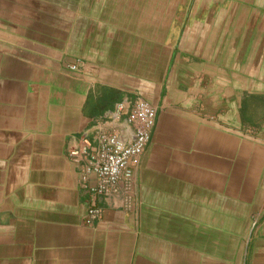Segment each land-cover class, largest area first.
Here are the masks:
<instances>
[{
    "label": "crops",
    "instance_id": "1",
    "mask_svg": "<svg viewBox=\"0 0 264 264\" xmlns=\"http://www.w3.org/2000/svg\"><path fill=\"white\" fill-rule=\"evenodd\" d=\"M242 1L264 6L0 0V264H264V8ZM138 96L134 209L88 225L69 150Z\"/></svg>",
    "mask_w": 264,
    "mask_h": 264
},
{
    "label": "built area",
    "instance_id": "2",
    "mask_svg": "<svg viewBox=\"0 0 264 264\" xmlns=\"http://www.w3.org/2000/svg\"><path fill=\"white\" fill-rule=\"evenodd\" d=\"M77 59L69 65L77 71ZM158 118V108L143 97L122 100L97 125L94 140L82 137L69 150V158L79 165L81 184L89 194L86 222L95 225L103 217L101 201L120 197L121 206L131 211L135 206L136 171L151 142ZM126 124L121 130L118 125Z\"/></svg>",
    "mask_w": 264,
    "mask_h": 264
},
{
    "label": "rangeland",
    "instance_id": "3",
    "mask_svg": "<svg viewBox=\"0 0 264 264\" xmlns=\"http://www.w3.org/2000/svg\"><path fill=\"white\" fill-rule=\"evenodd\" d=\"M126 5H145V8H147V5H157V14L160 17L161 15L165 17V5H173V17L175 20L181 18V17H189L190 15L194 14V7L195 5H199V2H202L203 0H125ZM220 5H229L231 1L234 0H219ZM242 5H247L251 8H257L263 10L264 6L260 7L257 5V3L252 1H242ZM183 8H189V12L184 10ZM136 10H127V14L134 15ZM146 12L147 16L149 14V9H146V11H142V15ZM169 12V11H168ZM182 12L185 14L188 13L185 16H182Z\"/></svg>",
    "mask_w": 264,
    "mask_h": 264
}]
</instances>
